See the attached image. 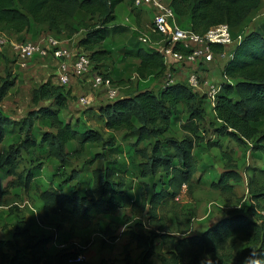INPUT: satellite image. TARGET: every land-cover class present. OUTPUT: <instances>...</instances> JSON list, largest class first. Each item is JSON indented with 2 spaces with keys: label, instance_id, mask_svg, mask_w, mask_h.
Returning <instances> with one entry per match:
<instances>
[{
  "label": "trees",
  "instance_id": "16d2710c",
  "mask_svg": "<svg viewBox=\"0 0 264 264\" xmlns=\"http://www.w3.org/2000/svg\"><path fill=\"white\" fill-rule=\"evenodd\" d=\"M124 1L0 0V30L11 34L27 32L36 37L41 28L47 27L51 33H57L80 13L85 16L88 26L79 40V46L91 50L92 62L103 66L102 62L108 60L116 48H120L113 41L111 44L114 45L111 46L108 38L123 34L128 27L115 22L116 8ZM262 2L170 0L176 22L179 21L182 28L204 34L210 27L226 23L234 39L242 36L224 65L222 74L225 79L221 82V90L212 112L222 124V134H228L241 143L249 141L252 145L254 141L264 143V23L260 29L247 33L242 28L252 13L261 7ZM72 30L77 32L74 26ZM134 32L140 35V32ZM151 35L159 36L154 33ZM121 49L124 51L121 54L123 62L130 57L139 60L135 71L140 82L147 80L148 83L138 86L135 93L98 105L99 114L104 119L106 129H127L137 137V144H144V149L137 150L134 146L136 144L127 148H112L115 141L109 140L107 145L104 144L107 149L122 156L120 159L106 160L104 168H93L91 192L78 196L77 193L81 191L79 184L86 182L83 173L69 170L68 159L76 151L71 145L78 139L84 145H95L103 138L97 131L82 128L86 123L84 120L73 123L61 116L73 98L72 90L65 85L53 84L50 79L36 90L35 96L37 99L53 101L57 108L43 106L38 111L30 112L20 122L15 144L0 154V174L4 177L17 174L18 157L24 150L30 157L37 152L38 159L55 158L57 162L52 166L53 171L46 172L44 177L40 172L45 161L30 170L26 179L19 176V183L25 190L33 185L40 188V213L47 218L62 217L67 212L81 217H91V212L110 215L122 203L137 206L147 201L150 205L148 213H153L157 218L155 211L167 198L176 196L182 185L191 182L199 169L202 172L208 169L206 164L197 166L204 147L199 137L207 113V95L196 92L187 80L174 83L167 81L158 90L151 89L149 86L154 81L167 77L168 66L164 55L155 48L145 47L133 36L128 45L121 46ZM211 49L214 53L225 51L222 45H212ZM174 50L188 53V50L177 45ZM97 73L103 74L101 71ZM104 76L109 77V73ZM12 87L9 80H5L0 87V146L7 133L16 130L19 122L12 119L1 105ZM183 113L188 115L186 128L189 134L178 138L172 131L177 130ZM36 118L50 123L56 132L40 134L34 124ZM41 148L45 150L44 153L39 152ZM94 153L88 161L91 166L107 155L105 152ZM137 153L143 158L139 163L135 160ZM135 170L139 172V187L143 189L139 197L133 194L135 188L128 178ZM229 177L232 176L222 173L212 183L216 188L225 189ZM76 185L78 187L74 189ZM34 217L39 223L36 211L32 214V219ZM254 230L257 235L252 234ZM106 233L111 241L117 240V236L108 228ZM125 233L141 252L138 260H135L126 247L123 264H154L157 239L170 246L169 256L160 258L161 264H201L205 253H211V264H264V234L260 236L259 228L240 214L221 219L203 236L175 237L155 230L148 232L142 220L136 221ZM9 235L8 239H0V264H72L70 258L81 254L70 250L56 234L33 230L23 216L15 218ZM232 237L235 240L231 249L221 253L220 249ZM237 238L246 240V244L238 249ZM100 264L115 263L102 260Z\"/></svg>",
  "mask_w": 264,
  "mask_h": 264
},
{
  "label": "rangeland",
  "instance_id": "374dc122",
  "mask_svg": "<svg viewBox=\"0 0 264 264\" xmlns=\"http://www.w3.org/2000/svg\"><path fill=\"white\" fill-rule=\"evenodd\" d=\"M127 1L125 0L116 8L115 22L128 26L123 34L116 37V41L120 42V44L125 43L133 36L137 42H140V35H137L131 29L133 26H138L141 32L149 34L155 42L162 40L161 36L154 37L149 31L152 15L146 12L143 21L136 23L133 13L127 8ZM93 23L94 21L91 22V24ZM263 23L264 0L261 7L252 13L242 29L245 33L251 32L260 29ZM178 24L182 25L179 21ZM73 26L77 29V32H73ZM87 26L88 21L85 19V16L78 13L73 21L61 28L60 32L51 33L47 27H43L36 33V37L27 32H24L22 35L20 34L19 41L28 40L40 43L51 36L57 38L63 46L68 48L73 56L80 52V50L90 55L91 50L79 46V40L84 30L87 29ZM112 38L113 36H110L108 39L112 40ZM169 44V40H162L160 43V45ZM160 45H155V47H159ZM235 45L236 43L226 46L223 53H220L219 56H214V61L209 62L212 68L208 75L202 72L199 63L193 66L176 63V66L172 68L173 72L159 81V86L167 81L171 83L188 80L189 76L194 72H197L201 78H209L210 84H214L215 86L220 85L225 79L222 74L223 63L227 62ZM121 46L115 50L109 61H107L106 68L108 66L107 69H112L114 64L118 68V71L123 67L125 68L121 72L122 76L120 78L122 79L115 80V83L121 86V95H125L134 88L131 93L136 92L137 77L135 79L128 77L130 68L133 70L134 59H128L131 64L126 63L127 67L126 64L125 66L123 65L126 61L123 62L121 57L118 60V55L120 56L124 53ZM144 46L147 47L146 45ZM16 60L17 56L13 47L0 48V87L5 80H9L13 85L1 102V105L11 118L19 121L16 130L7 133L3 144L0 146V154L12 144H15L16 135L19 134L20 122L25 120L30 112L38 111L43 106L57 108L51 100L37 99L35 92L50 79L53 84L60 85V77L64 73L61 65L63 63L61 62L65 60H60L61 62L56 64V61L52 57L46 59L36 58L30 61L26 68L23 69H20L19 65H15ZM178 65L182 66V68ZM103 66H97L95 63H92V67L82 77H79L81 81L75 80L73 77L76 75H73L71 72L67 73L68 77H70V82L66 86L72 90L73 98L69 102V107L61 112V116L73 123L77 120L80 122L84 120L86 123L82 128L91 129L93 132L97 131L98 134H102L103 138L101 142L95 145H84L80 139L75 140L73 145H71L76 151L68 159L70 163L69 170L73 169L74 171L83 173L86 182L79 184L81 191L77 193L78 196H85V194L91 192L93 168H104L106 160L120 159L122 156V154H114L111 149H107V146L104 144L107 145L109 140L115 141L112 148H116L117 146L127 148L130 145L136 144L134 146L137 150L144 149V144H137V137L132 135L127 129L108 130L104 126V119L99 114L100 109L98 105H95V100L98 98L100 102L105 103L109 99L105 88L94 86L91 81L95 73L99 71L103 75L107 73L103 70ZM175 70H178V72H174ZM54 71L59 72V74L55 75ZM111 76L114 77V73H111ZM194 90L202 95L208 91V88H196ZM84 93H93L96 98L92 97V99H88L89 103L87 105H80L78 98L81 99ZM93 104L94 107L88 109ZM205 107L207 113L201 126L199 138L203 140V143H206L207 148L203 151L201 158L197 162V166L206 164L208 169L204 170V172L199 169L194 175L193 180L183 184L176 196L167 198L155 211L157 218L154 217L153 213H148L150 208L148 201L137 206L122 203L118 210L112 212L110 215H97L91 212V217H81L78 214L67 212L62 217L47 218L40 213V188L33 185L30 189L25 190L19 183V176L21 175L23 179H26L30 170L38 167L40 165L39 162L45 161L44 168L40 172L43 175L42 177H44L46 172L53 171L52 166L57 161L55 158L53 160H47V158L43 157L38 159L37 152L33 153V156L31 155L30 157L26 150H24L22 155L18 157L17 174H11L7 177L0 174V239L10 238L9 231L13 226L15 218L23 216L33 230H39L46 234H56L62 242L66 243V246L70 250L83 254L86 260L82 264H100L102 260H106L109 263L123 264L126 247L135 260L139 258L141 250L137 248L136 243L125 233L138 220H142L146 224L148 232L155 230L157 233L165 232L175 237L187 235L203 236L207 230L215 227L221 219L233 214H240L247 217L248 220L256 225L261 232L260 236H263L264 143L255 141L253 145L249 141L241 143L228 134H221L220 128H222V124L215 119L211 104L207 102ZM80 116H83V118H79ZM187 118V114L183 113L181 115L177 128L179 132L177 133V130L172 131V134L178 135V138L189 134L188 128H186L188 125L186 124ZM34 124L40 134L43 132H56V128L42 119L36 118ZM82 128L81 130H83ZM44 151L43 148L39 150L40 153H44ZM94 152L98 154L105 152L107 155L105 158L97 160L91 166L88 161ZM135 160L137 163L141 162L143 160L142 155L137 153ZM219 172L232 176L229 177L225 189L216 188L215 184L212 183L217 176L216 174L219 175ZM138 174L139 172L135 170L128 178L135 188L133 194L139 197L141 196L142 188L139 187L141 181ZM40 180L42 179L40 178ZM40 180L38 179V181ZM45 182L47 183L46 180ZM76 187L78 186L76 185L74 189H77ZM70 209L72 210V208ZM35 210L39 212V223L36 217L32 219V214H34ZM107 228L117 236L116 241L110 240L109 235L106 233ZM252 234L257 235V231L254 230ZM234 240L235 238L233 237L227 239L226 246L222 247L220 252L227 253L231 249ZM236 241L237 249L246 244V240L244 239L237 238ZM156 250L153 263L161 264L160 258L169 256L170 246L157 239ZM210 254L205 253L203 255L201 264L212 263Z\"/></svg>",
  "mask_w": 264,
  "mask_h": 264
},
{
  "label": "built area",
  "instance_id": "2783aa9c",
  "mask_svg": "<svg viewBox=\"0 0 264 264\" xmlns=\"http://www.w3.org/2000/svg\"><path fill=\"white\" fill-rule=\"evenodd\" d=\"M133 5L136 8L148 10L152 15V22L149 26L150 33L161 36L162 40H169V45H160L162 40L153 41L149 34L141 32L138 26H133L131 29L140 32V41L147 47L155 48L160 51L166 60L175 58L178 63L186 65H195L200 62L209 63L214 61L215 53L211 49L212 45H222L224 47L237 43L242 39V36L234 39L231 29L228 24H218L210 27L204 34L196 33L190 29L182 28L174 17L170 7L169 0H133ZM129 21V19H127ZM19 34H11L0 30V48L13 47L17 56L16 62L21 68H26L27 64L36 59H46L52 57L57 62H61L62 73L60 77L61 85H68L70 77L67 73L80 76L86 73L92 67L91 56L80 50L75 56L69 52L68 48L54 37H48L45 41L37 43L32 41H19ZM155 45H160L155 47ZM179 46L181 49L188 50V53L177 52L174 46ZM189 84L196 88H208L205 93L207 102L211 106H215L217 95L221 90V84L215 86L210 84L209 78H201L197 72L192 73L188 80ZM94 86L103 87L106 90L108 101L116 100L124 97L121 95V86L117 85L110 77H105L103 74L96 73L93 77ZM81 102L85 105L89 103L88 98L82 96ZM63 246V245H62ZM86 257L83 254L70 258L72 264H80L85 262Z\"/></svg>",
  "mask_w": 264,
  "mask_h": 264
},
{
  "label": "crops",
  "instance_id": "0c3cea01",
  "mask_svg": "<svg viewBox=\"0 0 264 264\" xmlns=\"http://www.w3.org/2000/svg\"><path fill=\"white\" fill-rule=\"evenodd\" d=\"M127 8L133 13V18H134V20H135V22L136 23H139V22H141V21H143V17H145V13L146 12H148L149 14H151L148 10H146V9H138V8H135L134 7V5H133V1L132 0H128L127 1ZM23 34V33H22ZM21 34V35H22ZM20 35V34H19ZM32 35V34H31ZM118 35H121V34H118ZM118 35H115V36H113V38H112V40H110V39H108V41H109V43H110V45L111 46H113L114 44H116V46H124V45H128V43H129V40H127L125 43H121L120 44V42H118V41H116V37L118 36ZM33 36V35H32ZM130 39V38H129ZM112 41H113V43L114 44H111L112 43ZM119 48V47H118ZM117 49V48H116ZM215 55H217V56H219L220 55V53H215ZM118 60L120 59V57H121V55L119 56L118 55ZM110 59V58H109ZM109 59L108 60H104L102 63H104V68H103V70H105L107 73H109V77L110 78H112L114 81L115 80H121L122 78H120V76H122L121 75V72H123V70L125 69L124 67L123 68H121L119 71H118V68L116 67V65L114 64V66H113V68L110 70V69H107L108 68V66H107V68H106V65H107V61H109ZM130 59H134L133 60V63H134V66H133V70H132V68H130V70L128 71V72H130L129 73V75H128V77H130V79H135L136 77H137V80H136V85H135V87L136 88H138V86H145L146 85V83H148V81L147 80H141V82L139 81V78H138V75H137V73H136V71H135V68H136V66L139 64V60L137 59V58H134V57H130L129 58V60ZM56 61V60H55ZM128 61V60H127ZM125 62L123 65L125 66V64L127 63V64H131L129 61L128 62ZM166 62H167V66H168V71H167V75L168 74H170V73H172L173 72V70H172V68H174L175 66H176V63H178L176 60H175V58H169L168 60H166ZM57 63H59V62H57L56 61V64ZM101 63V64H102ZM127 64H126V67H127ZM201 66H200V69L202 70V72L205 74V75H208L209 74V72H211V68H212V66H211V64H209V63H205V62H200L199 63ZM15 65L17 66L18 65V63L17 62H15ZM224 65H225V62L223 63V67H222V69L224 68ZM179 67H181L182 68V66H180V65H178ZM189 66H193V65H189ZM20 69H23V68H21L20 66H18ZM175 69H177V68H175ZM55 71H56V69H55ZM53 72L55 75H58L59 74V72ZM111 71H113V72H111ZM223 71V70H222ZM174 72H178V70H175ZM52 73V74H53ZM111 73H114V77H112L111 76ZM127 73V72H126ZM96 74V73H95ZM94 74V75H95ZM131 74H133V76H131ZM83 75V74H82ZM82 75H80V76H74L73 78H75V80H78V81H81L80 79H79V77H82ZM116 78V79H115ZM160 80H163V79H160ZM160 80H157V81H154L149 87L151 88V89H155V90H158L161 86H163L165 83H163V85H160L159 86V81ZM91 81H93V79L91 80ZM184 81V80H183ZM176 82V81H175ZM171 83H174V82H171ZM221 84V83H220ZM135 89V88H134ZM134 89H132V90H130L128 93H126L125 95H127V94H130ZM84 97H86V98H88V99H92V97H95V95L93 94V93H89V94H85L84 93ZM96 98V97H95ZM78 103L80 104V105H85V104H83L82 102H81V99L80 98H78ZM95 105H101V104H103L102 102H100L99 100H98V98H96V100H95ZM106 103V102H105ZM93 106H94V104H93ZM89 108V107H88ZM82 117V116H81ZM80 118V117H79ZM13 119V118H12ZM15 120V119H14ZM221 133V132H220ZM222 134V133H221ZM204 144V147L202 148V153L201 154H203V151L207 148V146H206V143H203ZM222 173H224V172H222ZM222 173H220L219 172V175H221ZM216 175H218V174H216ZM134 190V189H133ZM41 205H42V203H41V201H40V207H41ZM36 211V215H37V217L39 218V214L37 213V210H35Z\"/></svg>",
  "mask_w": 264,
  "mask_h": 264
}]
</instances>
